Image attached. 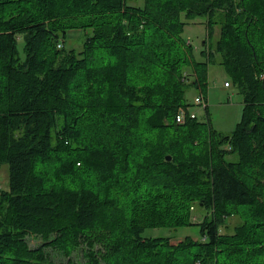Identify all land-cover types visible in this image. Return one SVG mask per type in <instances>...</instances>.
Wrapping results in <instances>:
<instances>
[{
    "label": "trees",
    "instance_id": "obj_1",
    "mask_svg": "<svg viewBox=\"0 0 264 264\" xmlns=\"http://www.w3.org/2000/svg\"><path fill=\"white\" fill-rule=\"evenodd\" d=\"M137 1L0 0V264L81 245L87 264H264V0ZM183 17L219 26L203 60ZM216 62L243 98L231 135L176 123Z\"/></svg>",
    "mask_w": 264,
    "mask_h": 264
},
{
    "label": "rangeland",
    "instance_id": "obj_2",
    "mask_svg": "<svg viewBox=\"0 0 264 264\" xmlns=\"http://www.w3.org/2000/svg\"><path fill=\"white\" fill-rule=\"evenodd\" d=\"M133 2V1H132ZM139 5H143V0H138ZM187 24L184 29V37L190 41L193 47V55L196 60H203L201 51L204 48L205 42L215 44L219 38V26H214V30L209 35V30L206 20L202 17H193L186 19ZM80 29L70 30L66 45L80 51L83 47V36ZM211 41V42H210ZM229 82L231 86H225ZM203 93L195 87H190L186 92V100L189 104L188 112L194 113L199 121L209 120L211 128L222 135H231L241 121L243 114V98L237 91V88L232 82V78L224 66L219 63H210L208 66L206 85L203 87ZM203 95L206 101V108L203 105L197 104L195 99ZM9 175L7 165L0 166V184L1 189L8 188ZM193 214L197 219L202 215V210L197 206L192 209ZM204 213V212H203ZM233 219L230 221L232 227ZM229 232H232L229 230ZM144 237H170L172 243L176 244L187 236L195 239L200 237L198 226H186L178 229L173 228H148L143 233ZM27 241L31 248L39 247L43 241L34 236H28ZM98 248V246L96 247ZM86 247L81 245L76 250L70 259L75 264H87L85 256ZM49 258L54 264H66L68 261L61 253L52 249L46 248Z\"/></svg>",
    "mask_w": 264,
    "mask_h": 264
},
{
    "label": "built area",
    "instance_id": "obj_3",
    "mask_svg": "<svg viewBox=\"0 0 264 264\" xmlns=\"http://www.w3.org/2000/svg\"><path fill=\"white\" fill-rule=\"evenodd\" d=\"M58 47L59 48L62 47V44L60 43ZM225 86L229 87L230 85L228 82H226ZM195 101L197 104L203 105L204 108H206L207 105H206L205 97L203 95L196 97ZM196 118L197 117L194 113H189L188 108L183 107V108H180L176 114V123L182 124V123H185L187 119H196ZM0 187H1V184H0Z\"/></svg>",
    "mask_w": 264,
    "mask_h": 264
},
{
    "label": "water",
    "instance_id": "obj_4",
    "mask_svg": "<svg viewBox=\"0 0 264 264\" xmlns=\"http://www.w3.org/2000/svg\"><path fill=\"white\" fill-rule=\"evenodd\" d=\"M168 159L170 160V157H168Z\"/></svg>",
    "mask_w": 264,
    "mask_h": 264
}]
</instances>
